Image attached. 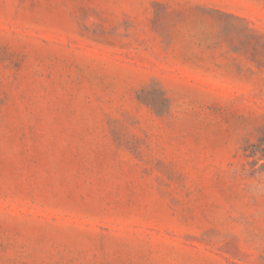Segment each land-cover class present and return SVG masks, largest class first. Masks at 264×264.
<instances>
[{"label":"rangeland","instance_id":"374dc122","mask_svg":"<svg viewBox=\"0 0 264 264\" xmlns=\"http://www.w3.org/2000/svg\"><path fill=\"white\" fill-rule=\"evenodd\" d=\"M0 264H264V0H0Z\"/></svg>","mask_w":264,"mask_h":264}]
</instances>
